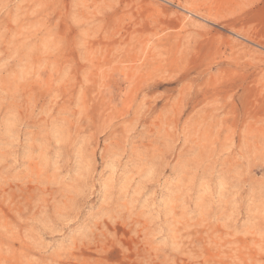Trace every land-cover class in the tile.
Wrapping results in <instances>:
<instances>
[{
  "label": "rangeland",
  "instance_id": "374dc122",
  "mask_svg": "<svg viewBox=\"0 0 264 264\" xmlns=\"http://www.w3.org/2000/svg\"><path fill=\"white\" fill-rule=\"evenodd\" d=\"M0 264H264V0H0Z\"/></svg>",
  "mask_w": 264,
  "mask_h": 264
}]
</instances>
